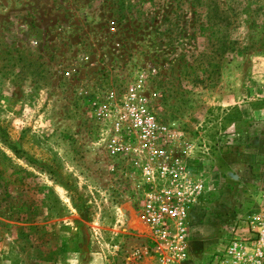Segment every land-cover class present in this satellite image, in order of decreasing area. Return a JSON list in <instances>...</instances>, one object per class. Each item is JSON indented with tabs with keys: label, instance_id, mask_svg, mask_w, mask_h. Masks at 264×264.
<instances>
[{
	"label": "rangeland",
	"instance_id": "obj_1",
	"mask_svg": "<svg viewBox=\"0 0 264 264\" xmlns=\"http://www.w3.org/2000/svg\"><path fill=\"white\" fill-rule=\"evenodd\" d=\"M0 126V264H162L152 201L214 264L264 192V0H0Z\"/></svg>",
	"mask_w": 264,
	"mask_h": 264
},
{
	"label": "built area",
	"instance_id": "obj_2",
	"mask_svg": "<svg viewBox=\"0 0 264 264\" xmlns=\"http://www.w3.org/2000/svg\"><path fill=\"white\" fill-rule=\"evenodd\" d=\"M139 79L132 91L140 89ZM159 169L165 174L164 168ZM167 174V173H166ZM152 201L148 206V222L156 242L164 251L162 264H191L187 254L186 209L183 205ZM253 238L230 237L222 251L215 255L214 264H264V215L253 219Z\"/></svg>",
	"mask_w": 264,
	"mask_h": 264
},
{
	"label": "crops",
	"instance_id": "obj_3",
	"mask_svg": "<svg viewBox=\"0 0 264 264\" xmlns=\"http://www.w3.org/2000/svg\"><path fill=\"white\" fill-rule=\"evenodd\" d=\"M253 160H255V158H253ZM261 194L259 195L258 199H255V201H253L254 203L252 205H249L250 206V208H249L250 210L248 211V213L249 212L250 213L248 214V217H246V221L242 222L245 225V227H246V232H245L246 237H244V238L249 239V238H253L254 237L255 234L251 230V225L254 224V223H252L254 221L253 219L255 217L264 215V192L261 193ZM242 206H246V205H238L239 208H241ZM253 206H254V208H252ZM255 213H258V214L254 215ZM195 242H192L191 246H194Z\"/></svg>",
	"mask_w": 264,
	"mask_h": 264
},
{
	"label": "trees",
	"instance_id": "obj_4",
	"mask_svg": "<svg viewBox=\"0 0 264 264\" xmlns=\"http://www.w3.org/2000/svg\"><path fill=\"white\" fill-rule=\"evenodd\" d=\"M0 137L4 140V141H7L8 140V137H7V134H6V132H5V130L0 126ZM15 151L18 153L19 152V150L18 149H15ZM66 187H67V189H70L69 187H71V185L69 184H67V183H65L64 184Z\"/></svg>",
	"mask_w": 264,
	"mask_h": 264
}]
</instances>
